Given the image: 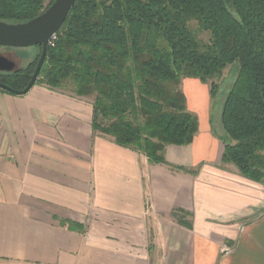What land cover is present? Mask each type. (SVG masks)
<instances>
[{
	"label": "crops",
	"instance_id": "1",
	"mask_svg": "<svg viewBox=\"0 0 264 264\" xmlns=\"http://www.w3.org/2000/svg\"><path fill=\"white\" fill-rule=\"evenodd\" d=\"M181 87L199 129L167 163L94 131L92 98L0 90V263L264 264V183L223 165L210 84Z\"/></svg>",
	"mask_w": 264,
	"mask_h": 264
},
{
	"label": "trees",
	"instance_id": "2",
	"mask_svg": "<svg viewBox=\"0 0 264 264\" xmlns=\"http://www.w3.org/2000/svg\"><path fill=\"white\" fill-rule=\"evenodd\" d=\"M54 1L0 0V20L28 21ZM236 62L221 115L222 162L264 182V0H76L36 83L92 98L94 131L167 163V145L190 144L199 129L183 79L209 83L215 98L216 79ZM36 65L0 71V83L22 90Z\"/></svg>",
	"mask_w": 264,
	"mask_h": 264
},
{
	"label": "water",
	"instance_id": "3",
	"mask_svg": "<svg viewBox=\"0 0 264 264\" xmlns=\"http://www.w3.org/2000/svg\"><path fill=\"white\" fill-rule=\"evenodd\" d=\"M75 1L55 0L38 16L25 22L9 23L0 20V46L14 48L42 46L41 56L28 85L22 90H16L0 83L1 88L17 94H24L35 85L45 61L50 40L63 25ZM13 67L14 63L12 61L0 56V70L12 71Z\"/></svg>",
	"mask_w": 264,
	"mask_h": 264
},
{
	"label": "rangeland",
	"instance_id": "4",
	"mask_svg": "<svg viewBox=\"0 0 264 264\" xmlns=\"http://www.w3.org/2000/svg\"><path fill=\"white\" fill-rule=\"evenodd\" d=\"M50 1L51 0H47V4ZM202 36L204 38H207V34H203ZM41 52H42V46H39V45L31 46V47H20V48L0 46V56H4L8 60L14 63V67L12 71H5V70L4 71L0 70V71L1 72H13V71H16L17 69L27 67L32 62L38 63L39 58L41 56ZM238 68H239V62H236L228 66L227 68H225L222 76L216 79V82L219 83V89H218L217 96L214 98L215 106H214V111H213V123H214L215 131L219 134L221 133V135L223 134L224 130H223L221 120H220V107L221 108L223 107L225 97L227 96L236 78ZM224 164H233V163L223 162V165ZM3 264H21V263H3ZM22 264H25V263H22Z\"/></svg>",
	"mask_w": 264,
	"mask_h": 264
},
{
	"label": "built area",
	"instance_id": "5",
	"mask_svg": "<svg viewBox=\"0 0 264 264\" xmlns=\"http://www.w3.org/2000/svg\"><path fill=\"white\" fill-rule=\"evenodd\" d=\"M55 38V35L52 37V39L50 40V42ZM233 248L230 247L229 245H224L223 246V253L225 254H229L230 252H232Z\"/></svg>",
	"mask_w": 264,
	"mask_h": 264
},
{
	"label": "bare ground",
	"instance_id": "6",
	"mask_svg": "<svg viewBox=\"0 0 264 264\" xmlns=\"http://www.w3.org/2000/svg\"><path fill=\"white\" fill-rule=\"evenodd\" d=\"M1 27V26H0Z\"/></svg>",
	"mask_w": 264,
	"mask_h": 264
}]
</instances>
